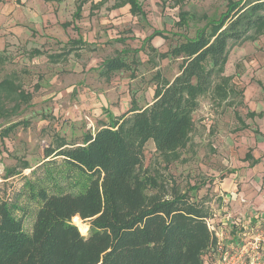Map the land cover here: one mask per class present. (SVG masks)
<instances>
[{"label": "rangeland", "instance_id": "rangeland-1", "mask_svg": "<svg viewBox=\"0 0 264 264\" xmlns=\"http://www.w3.org/2000/svg\"><path fill=\"white\" fill-rule=\"evenodd\" d=\"M21 1L0 0V53L5 57L0 64V82L11 79L24 94L31 95L28 103H21L0 93V132L22 122L6 137L0 135V195L6 193L18 200L21 210L16 215L29 233L38 204L28 196L25 182H36L43 165L53 159L45 158V149L59 139L67 147L80 146L85 135L126 113L132 103L136 108L150 104L153 77L159 73L171 81L179 72L180 59L162 55L186 38H193L208 22L217 21L226 11L227 2L139 0L144 19L131 18L127 7L113 10L114 0H105L89 15L88 2L73 30L61 25L71 21L79 0H38L39 5L33 7H24ZM181 13L188 15L185 25L180 22ZM154 31L164 35V40L152 41L155 51L145 41ZM78 38L85 46L60 63L53 64L45 55L32 52L60 53L69 40ZM117 56L129 69L106 74L102 62ZM223 75L230 78L232 92L223 102L214 100L211 93L199 99L189 142L179 151L176 162L165 165L151 141L143 149L142 174L167 189L173 186L186 193L192 201L208 207L211 214L222 204L214 194L222 170L216 141L239 129L235 114L244 117L247 106L243 100L249 87L256 89L250 93L251 101L264 100V35L231 46ZM24 162L29 169L22 170ZM8 171L15 175L6 179ZM146 193L152 195L155 190L150 188ZM71 223L81 231L86 226L81 234L87 236L86 222L78 225L71 219Z\"/></svg>", "mask_w": 264, "mask_h": 264}, {"label": "trees", "instance_id": "trees-1", "mask_svg": "<svg viewBox=\"0 0 264 264\" xmlns=\"http://www.w3.org/2000/svg\"><path fill=\"white\" fill-rule=\"evenodd\" d=\"M127 2L133 14L143 16L138 0ZM226 2L217 21L162 55L180 59L179 72L171 81L159 73L153 77L150 104L136 108L132 103L104 128L85 135L80 146L67 147L59 139L45 149V158L53 159L43 165L36 182H25L28 196L38 204L29 233L16 215L18 200L0 195V264H205L217 243L208 225L210 209L142 174L143 149L151 141L165 165L176 162L189 142L199 99L211 93L223 102L232 92L230 78L223 75L229 49L264 35V0ZM79 12L80 7L75 16ZM187 16L179 15L182 25ZM162 36L155 31L145 39L151 50L152 39L164 40ZM64 54L49 58L59 60ZM4 60L0 53V64ZM102 67L106 74L128 69L121 57L107 59ZM0 93L30 101L12 81L0 82ZM20 125L13 123L0 135L6 137ZM27 169L24 162L22 170ZM150 188L152 195L146 193ZM71 219L78 225L86 222L87 236H82L86 226L78 230Z\"/></svg>", "mask_w": 264, "mask_h": 264}, {"label": "crops", "instance_id": "crops-1", "mask_svg": "<svg viewBox=\"0 0 264 264\" xmlns=\"http://www.w3.org/2000/svg\"><path fill=\"white\" fill-rule=\"evenodd\" d=\"M10 1L5 0L6 3ZM63 1L65 0H40L41 3H62ZM104 1L79 0L71 21L63 23L61 25L62 28L67 29L72 27L73 30L76 28L74 22L81 19L82 7L85 3L89 2V15H91L105 4ZM21 4L24 7H33L35 4L39 5V2L38 0H22ZM138 4L141 7L143 16L133 14L130 11V4L127 0H114L112 9L119 10L120 8L127 7L131 18L144 19L145 12L139 0ZM78 7H80V12L75 16ZM31 17H33V14ZM157 39L161 38L155 37L152 41L154 42ZM76 40H80L82 44L72 46L71 42ZM66 44L67 47L60 53L44 54L36 49L32 52L36 56L45 55L49 62L56 64L64 61L74 50L83 48L86 43L81 38H78L71 39ZM63 53L65 54L59 60L55 59L51 61L49 58V55ZM4 80L12 81L15 85V82L11 79ZM257 85L261 86L260 83H257ZM35 88L38 89V86L36 85ZM254 91H256L255 86H251L246 90L243 104L247 106V110L244 113V117L235 114V118L240 124L239 129L232 134L229 133L224 139L219 137L216 141L218 152L221 155L222 170L215 182L214 194L222 204L217 211L213 210L209 224L219 242L227 247L234 245L240 247L241 242H247L249 238L260 240V252L264 259V100L261 99L258 103L257 101L254 103V100L251 101L250 93ZM104 127L102 126L99 129ZM253 254L254 251L249 250L248 256H246L247 258L249 257L248 259H251L253 258ZM207 256L209 257V255Z\"/></svg>", "mask_w": 264, "mask_h": 264}, {"label": "built area", "instance_id": "built-area-1", "mask_svg": "<svg viewBox=\"0 0 264 264\" xmlns=\"http://www.w3.org/2000/svg\"><path fill=\"white\" fill-rule=\"evenodd\" d=\"M209 222L210 219L208 220V225L215 235ZM216 239V246L208 252L207 255H209V257L206 255L205 264H264V259L260 252V240L249 238L248 241H245L240 247H236V245L227 247L221 244L217 237ZM249 250L254 251L253 258L251 259H248L249 257L247 258Z\"/></svg>", "mask_w": 264, "mask_h": 264}]
</instances>
